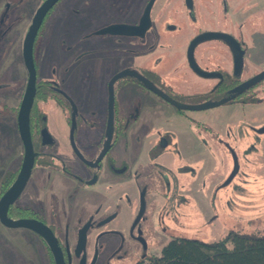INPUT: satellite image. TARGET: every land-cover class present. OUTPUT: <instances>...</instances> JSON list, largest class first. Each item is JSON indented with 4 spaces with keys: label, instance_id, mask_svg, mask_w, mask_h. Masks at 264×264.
Here are the masks:
<instances>
[{
    "label": "rangeland",
    "instance_id": "1",
    "mask_svg": "<svg viewBox=\"0 0 264 264\" xmlns=\"http://www.w3.org/2000/svg\"><path fill=\"white\" fill-rule=\"evenodd\" d=\"M148 1L59 0L41 25L33 47L37 80H61L80 90L84 145L98 140L107 118V82L119 71L157 70L165 96L179 105L220 100L209 93L217 81L197 76L188 66V44L200 33L229 34L246 51L235 73V54L225 40L202 41L194 50L202 71L226 73L229 80L242 82L264 70V0H193L192 17L185 0H155L151 17L158 40L152 28L144 35L147 44L139 41L141 37L116 40L99 34L112 25L135 23ZM42 2L0 0V182L22 162L16 129L27 82L22 42ZM150 44L152 50L142 55ZM127 79L122 77L114 87L113 115L125 126L113 147L125 167L123 176L112 178L116 188L98 181L91 195L76 197L71 193L75 185L64 178L54 182L61 190H43L50 177L59 174L39 163L17 203L39 209L72 254L78 231L89 226L80 247L86 264H137L149 255L158 256L173 237L213 242L231 230L264 234V79L239 100L182 112L169 104L163 108L159 99L142 94L136 84L126 86ZM42 102L37 107L45 115L49 134L66 149L69 112ZM160 140L163 153L152 159L156 151L150 150ZM40 151L71 163L69 155L54 148ZM141 207L136 230L129 231ZM112 215L110 223L97 227ZM46 251L30 231L0 226V264H46ZM70 259L78 263L73 255Z\"/></svg>",
    "mask_w": 264,
    "mask_h": 264
},
{
    "label": "flooded vegetation",
    "instance_id": "2",
    "mask_svg": "<svg viewBox=\"0 0 264 264\" xmlns=\"http://www.w3.org/2000/svg\"><path fill=\"white\" fill-rule=\"evenodd\" d=\"M152 7H153V5H152ZM152 7H151V10H152ZM189 10H190V14L192 17L193 16V0H192V9H189ZM141 15L139 16L138 20L135 23L133 22L130 24H126V23H119V24L129 25V26L137 25L139 20H140ZM116 25H118V24H116ZM112 26H114V25H112ZM151 28L155 33V35H154L155 40H158L159 39V36L157 35L158 31L155 28L154 22H153L152 17H151V11H150V26L148 29H151ZM148 29L144 32V34L142 36H135V37H141L139 41L143 42L144 44L145 43L147 44V41H146L147 38L144 35L148 31ZM106 34H109L110 36H112L116 40H117V38H124L127 40H129L130 38L132 40L135 39V38H133L134 36L130 35V33H128V32L123 33V34H111V33H106ZM102 35H104V34H102ZM143 37H144V39H143ZM136 39H139V38H136ZM239 44H240L241 50L243 51L241 58H244L246 51L242 47V43L239 42ZM150 50H152V44L147 45L141 54L145 55ZM216 74L219 76H215V77H211V78L215 79L217 82L213 86V88L211 89V91L209 93L221 95L222 93H224V91L217 92L216 88L218 86L222 87L221 83H224V81L229 80V77L226 73H222V72H219ZM111 77H110V79H111ZM123 77L128 78L127 79L128 83L126 84V86L128 84H131V85L136 84L138 86V88L140 89V91L142 92V94H143V92L144 93H150L156 99H159L160 102L162 103L161 106L163 108H164L163 104H169L172 107H174L176 109V111H185V110L177 109V107L173 105V103L175 101L173 99L167 98V96H165V93H164L165 90L159 84L160 82L162 83V77L160 76V74L157 70H152V69L150 70L149 68L143 67V69L140 73H137V72L136 73H128V74L124 75ZM121 78H119V79H121ZM119 79H117L113 84L112 107H113V104L115 101L114 87H115L116 82ZM249 79H247V80H249ZM232 81H235V80L233 79ZM246 81L241 82V81H238V78H237V80L235 82H233L234 85L232 86V90H235L237 92V90L235 88H237L239 85H241L242 83H244ZM37 82H39L38 85L35 84V89L37 92L35 91V97H34V101L32 104L31 111H30V115H29L30 139H31L32 147H33V152L35 154L34 164H33L32 170L34 169V167L37 164L40 163V164H42V166L49 167V168L53 169L54 172L59 174L57 176H56V174L52 175L50 177L51 183L48 184L47 186L42 187V189L43 190L44 189H50V188L51 189H55V188L60 189V187L55 185L54 182L56 181V179L65 180L64 178H68L75 185L73 187V189L71 190V193L74 192V194H76V197H80L81 194L83 195V197L88 196L89 194L91 195V191L94 190L93 188H94V186L97 185L98 181L99 182L101 181L102 185H104L106 182H109L110 188H116V187H114V185L116 184L115 179H112V178H119V177L123 176L125 174L123 171L125 169V167L121 168L122 164L120 162L122 161V159H120V157L117 153H114L113 147L115 146L117 141L123 137L124 132H125V126H124V123L122 121L119 122L118 120H116L114 118L113 108H112V120L108 121V119L106 118V121L103 124V127H101V129L98 131V137H97L98 140L96 142H89L88 144L84 145L85 128H83L82 126L85 127V125L80 121L81 117L79 116L80 107L83 104H82L81 100L79 101L80 97L77 96V94L80 92V90H77L75 86H72V87L66 86L64 84V82L61 80H59L58 83H55L52 80L38 81L37 80V73H36V83ZM40 82H42V83H40ZM107 85H108V82H107ZM251 87L252 86H249L248 88H241L238 92L245 94V92H247ZM77 88H78V85H77ZM106 90H107V87H106ZM232 95L233 94H231L230 96H232ZM240 96H242V95L241 94L238 95V98ZM107 97H108V94H106V111H107ZM220 98H222V97H220ZM44 99L46 101L52 103V105H53L52 109L53 108L59 109L63 114L65 112H69V115H68V117H66V120H65V129H66V134H67V136H66V141H67L66 149L68 148V153L65 152V150H66L65 148L61 149L59 145L55 144L54 139L51 137L48 129L46 128L45 115L42 113V111H40L38 109L39 107H37V104L39 102H42ZM150 101H153V99H150ZM20 102L18 104V108L20 106ZM154 107H158V105L154 106ZM36 108H37V110H35ZM158 110H160V109H158ZM17 112H18V110H17ZM33 113H35V114L39 113L42 116L40 118H36V117H34ZM134 122H136V120ZM16 129H17V114H16ZM17 134H18V129H17ZM18 138H19V135H18ZM19 141H20V139H19ZM162 142H163V140H160L159 145H157V147H154L150 150V151H152V150L156 151L154 154L153 153L151 154L152 159H155L156 157L160 156L163 153L162 148L164 147V143H162ZM20 143H21V141H20ZM41 147L42 148L44 147L45 149L54 148V150L60 155H65V156L69 155L72 158L71 163H65L62 156L60 157L59 155H56V154L51 153V152L49 153L48 151H40ZM22 149H23V147H22ZM22 157H23V153H22ZM88 159H91V160H88ZM55 161H57V163H55ZM118 162H119L120 166L116 167V164ZM20 167H21V164L19 165L16 172H14L15 175H14L12 182L6 188V190H4L3 192H2L3 189L1 188L2 187V181L0 182V199L8 191V189L11 187V185L16 180V178L19 174ZM32 170H31V174H32ZM31 174H30V176H31ZM128 177H126V178H128ZM29 179H30V177H29ZM29 179H28V181H29ZM129 179H130V177H129ZM28 181H27V183H28ZM27 183H26L23 191L25 190ZM67 188H68V186H67ZM74 189H76V190H74ZM23 191H22V193H23ZM22 193L16 199V201L9 206L7 213H6L7 217L10 219H13V220L33 219V220L40 221L44 225L49 227L51 229V231L53 232V234L55 235V233L53 231V226H54L53 222H49L47 220L46 216L43 215L39 211V209L37 210L30 203L28 204L27 202H24V203L22 202L19 204L17 203V201L21 197ZM43 202L44 203H42V205H44L46 203L45 201H43ZM38 203H40V202H38ZM138 214H139V212L137 213V216L133 220V223L130 225L129 231L136 230V226L139 223V219H140V216L142 215V213L139 216V218H138ZM114 218H115V216L112 215V217L107 219L106 221H104L102 223H98L97 227H101L103 225L110 223ZM0 226L6 230L24 229V228H7L4 225H2L1 223H0ZM86 227H87V229L85 232V236L89 230V226H86ZM25 230H28V229H25ZM28 231H30V230H28ZM80 231H81V229L77 233V242H76L75 248L73 249V254L71 252H69V251L67 252V250H65L63 242H61L60 238L55 235V237L57 238V240L59 242L60 248L62 250V254H63L65 264H71L70 258L72 257V255L74 258L77 259V261H78L77 264H80L82 257H84V264H86V255L82 254L80 248L77 249L78 236H79ZM30 232L33 233L44 244V246L47 250L46 251V253H47L46 264H52L51 263L52 253H51L47 243L45 242V240L42 237H40L39 235H37L36 233H34L32 231H30ZM114 232H116V231H114ZM137 233L141 234L142 230L137 229ZM138 240L140 241V239H137V241ZM142 245H144V243H142Z\"/></svg>",
    "mask_w": 264,
    "mask_h": 264
},
{
    "label": "water",
    "instance_id": "3",
    "mask_svg": "<svg viewBox=\"0 0 264 264\" xmlns=\"http://www.w3.org/2000/svg\"><path fill=\"white\" fill-rule=\"evenodd\" d=\"M59 0H43V2L39 5V7L34 12L31 23L28 27V30L24 36L22 42V61L24 68L27 73V82L23 92V96L20 102V106L17 112V129L19 139L21 141L23 147V157L22 163L19 170V174L8 189V191L2 196L0 199V223L7 228H24L28 229L40 237H42L45 242L47 243L53 257L54 264H65L62 250L60 248L59 242L51 229L44 225L42 222L33 220V219H17L13 220L7 217L6 213L11 204H13L16 199L22 193L29 177L31 174V170L34 164V152L33 147L30 139V131H29V115L32 108V104L35 97V84H36V67L34 63L33 57V47L35 39L38 35V32L41 28V25L48 14V12L54 7V5ZM155 0H149L143 10V13L140 17V20L137 25L129 26L118 24L114 26H110L106 29H103L99 32V34H123V33H130L132 36H142L144 32L150 26V11ZM185 5L188 9H192V0H185ZM209 39H223L225 40L230 47L234 51V72H237L239 61L242 57L243 51L240 48L239 42L229 34L224 33H216V32H204L196 35L188 44L187 51H186V58L188 62L189 68L198 76L203 78H211L215 76H219L214 72H206L202 71L196 64L194 59V49L196 45L202 41L209 40ZM133 72L127 71H119L114 74L111 79L108 81L107 85V119L108 121L112 120V103H113V84L114 82L123 77L124 75ZM264 79V70L260 73L254 75L252 78L247 80L246 82L239 85L237 88V93L241 88H248L249 86L255 85L260 80ZM171 102V101H170ZM226 102V99H221L212 103H204L199 105L187 106V105H179L175 102L173 103L174 106L177 107L179 110H202L206 108L216 107ZM142 213V207L139 211L138 218ZM87 227L84 226L81 231L79 232L78 236V244L77 249H79L85 239V232ZM80 264H84V257H82Z\"/></svg>",
    "mask_w": 264,
    "mask_h": 264
},
{
    "label": "trees",
    "instance_id": "4",
    "mask_svg": "<svg viewBox=\"0 0 264 264\" xmlns=\"http://www.w3.org/2000/svg\"><path fill=\"white\" fill-rule=\"evenodd\" d=\"M233 82L226 80L221 83L222 87L216 88L217 92L224 91L217 95L219 99H226L230 103L239 100L238 95L242 93L232 90ZM231 94L230 98H225ZM33 115L36 118L42 116L39 113ZM14 175L15 173H10L4 177L2 192L10 185ZM51 263L54 264L52 256ZM137 264H264V234L231 230L223 238L213 242L173 237L162 247L158 256L149 255Z\"/></svg>",
    "mask_w": 264,
    "mask_h": 264
}]
</instances>
